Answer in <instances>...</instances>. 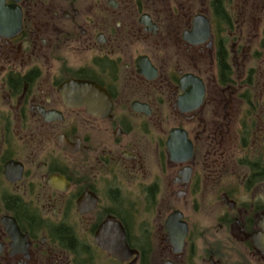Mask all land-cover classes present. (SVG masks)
Segmentation results:
<instances>
[{"label":"flooded vegetation","instance_id":"af4514ba","mask_svg":"<svg viewBox=\"0 0 264 264\" xmlns=\"http://www.w3.org/2000/svg\"><path fill=\"white\" fill-rule=\"evenodd\" d=\"M264 0H0V264H264Z\"/></svg>","mask_w":264,"mask_h":264},{"label":"water","instance_id":"95a60500","mask_svg":"<svg viewBox=\"0 0 264 264\" xmlns=\"http://www.w3.org/2000/svg\"><path fill=\"white\" fill-rule=\"evenodd\" d=\"M259 247L264 252V236L260 239Z\"/></svg>","mask_w":264,"mask_h":264},{"label":"rangeland","instance_id":"374dc122","mask_svg":"<svg viewBox=\"0 0 264 264\" xmlns=\"http://www.w3.org/2000/svg\"><path fill=\"white\" fill-rule=\"evenodd\" d=\"M247 1V0H246Z\"/></svg>","mask_w":264,"mask_h":264}]
</instances>
